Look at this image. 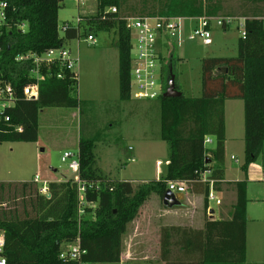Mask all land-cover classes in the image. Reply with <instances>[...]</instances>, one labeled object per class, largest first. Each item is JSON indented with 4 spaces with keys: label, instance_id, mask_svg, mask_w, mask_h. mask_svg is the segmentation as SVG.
<instances>
[{
    "label": "trees",
    "instance_id": "1",
    "mask_svg": "<svg viewBox=\"0 0 264 264\" xmlns=\"http://www.w3.org/2000/svg\"><path fill=\"white\" fill-rule=\"evenodd\" d=\"M6 24L0 36V80L10 81L16 90V103L0 117V144L5 141L35 142L39 136V115L45 108H77L81 101L72 92L77 74L53 65L39 84V98L26 99L23 88L35 83L31 60L18 61L24 53H43L81 37V23L64 34L59 31V11L63 0H7ZM225 0H166L159 15L198 18L217 17ZM246 36L238 38L235 56H208L202 60V94L197 97H165L174 60L171 56L164 76L161 106V137L170 145L165 177L143 182L135 189L130 180L104 175L97 161L94 138L79 141V176L86 184L87 205L79 213V185L74 178L50 181V195L41 192L34 180L0 182V229L4 233L6 264H81V262H120L122 237L127 224L152 192L164 198L170 181L185 182L188 191L205 195L209 183L225 178L226 118L228 99L244 100L245 163L260 155L264 143V0H242ZM117 0H99L97 12L88 17L99 30L117 27L119 86L122 99L131 98L130 68L132 38L126 22L118 14L107 13ZM156 15V14H153ZM26 23L27 28L20 25ZM165 70V68L163 69ZM46 69L43 70L46 73ZM177 85V83H176ZM178 88V87H177ZM9 116V120H6ZM22 130H19V128ZM207 137L214 148L205 144ZM215 163V165L213 164ZM237 200L229 219H207L202 229L165 226L161 234L163 264H244L247 254V181L236 182ZM22 197L19 206L17 200ZM95 204V207L89 205ZM79 241L86 250L80 260L62 258L63 248Z\"/></svg>",
    "mask_w": 264,
    "mask_h": 264
},
{
    "label": "rangeland",
    "instance_id": "2",
    "mask_svg": "<svg viewBox=\"0 0 264 264\" xmlns=\"http://www.w3.org/2000/svg\"><path fill=\"white\" fill-rule=\"evenodd\" d=\"M120 6L118 18L135 15L158 14L166 0H117ZM99 0H63L59 11V31L64 34V25L69 22L77 26L80 16L81 37L66 42L73 56L79 59L75 71L77 88L72 92L81 104L77 108L51 107L47 108L39 119L41 141L19 142L5 141L0 144V182L20 183L31 181L35 174L42 176L45 168H56L59 173L66 172L69 178L75 173L69 169V162L77 158L79 141L81 138L97 136L96 155L98 166L117 179H128L138 189L144 181L163 178L167 172V158L170 145L161 138V106L159 99L122 100L117 90L112 96L109 89L111 77L107 76L104 68L92 60L95 71L89 69L88 56H101L102 52L91 51L92 48L117 47V27L111 29H97L95 24L87 22L97 12ZM223 15H242L244 3L242 0H225ZM208 17V16H207ZM218 17V16H217ZM184 39L178 43L168 45L163 61L164 76L171 56L174 60V74L178 89L187 97H197L202 94V60L208 56H235L238 53L237 42L240 33L237 25L221 28L213 25L212 45H204L199 40H188L187 34L197 25L193 19H185ZM228 29L224 34V30ZM97 39L91 44L88 35ZM116 43V44H115ZM161 63V62H160ZM162 64V63H161ZM98 66V67H97ZM99 83L101 87H97ZM91 96L95 99H92ZM89 97V98H87ZM227 139L229 150L224 163L225 184L233 187V200L237 181L246 180L248 188V222H247V254L244 264H264V143L258 158L249 164L247 171L243 169L245 163V123L244 100L228 99L224 105ZM73 113H75L73 115ZM114 121V122H113ZM113 123V128H109ZM213 142L207 144L214 148ZM43 150V148H45ZM74 155L67 161L62 160L64 152ZM236 156V160L232 159ZM132 158H134L132 160ZM161 160V161H160ZM162 164V165H159ZM43 182L37 183L41 187ZM220 199L224 197L217 192ZM195 199L203 211L204 195H196ZM232 199V198H231ZM19 206L22 197L17 200ZM230 203V200H229ZM21 207V206H20ZM211 207L218 212L219 205L211 202ZM89 264H134L120 262H91ZM136 264V263H135ZM142 264H156L146 262Z\"/></svg>",
    "mask_w": 264,
    "mask_h": 264
},
{
    "label": "built area",
    "instance_id": "3",
    "mask_svg": "<svg viewBox=\"0 0 264 264\" xmlns=\"http://www.w3.org/2000/svg\"><path fill=\"white\" fill-rule=\"evenodd\" d=\"M79 3L81 0H77ZM8 1L0 0V36L3 33L4 26L6 24ZM107 13L117 14L119 9L116 5H111L106 8L104 17ZM249 17L243 15H223L218 17L202 16L198 18H186V17H171L165 15H135L125 17L126 27L131 32L132 38V52H131V68H130V93L133 98L142 99H158L164 91V64L163 61L166 58L165 51L168 45L175 43V36L178 37V43L184 39L185 26L183 21L185 19H193L197 21V25L187 34L188 40H199L204 45H212L213 39V25L218 24L221 28H229L233 24L237 25V29L240 36H246V21ZM82 22L81 17L77 19V24ZM21 29L27 28L26 23L20 25ZM70 27L69 23H66L63 27L64 32ZM88 40L91 44H96L97 39L94 35L89 34ZM16 60L33 62V68L31 70V76L35 77L34 84H28L23 88V95L26 99H38L39 98V84L44 80L47 73H50L53 65L60 67L57 72V77L62 78L64 76L63 70L67 69L76 74V67L78 59L73 56L72 51L65 45L57 48H51L43 53L28 52L19 55ZM162 64H161V63ZM47 70L46 73L43 70ZM16 90L10 81L0 80V117L5 116V111L10 107H13L16 103ZM6 120H9V116H6ZM19 130H22L20 127ZM212 142L211 137H207L205 144ZM74 154L71 152H64L62 156L63 161H67ZM232 159L236 160L235 156ZM69 169L75 173L74 180L79 185V213H84V208L88 204L86 200V184L81 181L79 176L80 160L79 153L77 158L70 161ZM211 170H206L203 173L202 181L209 183L208 202L216 201L217 204H221V199L217 195L216 180L208 179ZM36 183L43 182L41 192L50 195L48 190V183L41 181L39 176L34 178ZM169 189L175 193L183 194L188 192V186L185 182L170 181L168 183ZM95 207L94 203L89 204ZM208 207V212L210 210ZM4 249V233L0 229V264H6V258L3 255ZM86 253V250L81 248L79 241L66 245L62 252V258H71L80 260L82 255ZM81 264H88L81 262Z\"/></svg>",
    "mask_w": 264,
    "mask_h": 264
},
{
    "label": "crops",
    "instance_id": "4",
    "mask_svg": "<svg viewBox=\"0 0 264 264\" xmlns=\"http://www.w3.org/2000/svg\"><path fill=\"white\" fill-rule=\"evenodd\" d=\"M227 31L228 29H225L224 34H226ZM237 46H238V42H237ZM91 51L92 52L101 51L102 55L96 56L95 58L92 55L88 56L87 62L89 63V69H91V71L94 72L96 69L92 65L94 64L92 60L95 62L96 65H98L97 61H99L100 67L104 68L106 75L111 77V84H109V89L112 93V96L113 97L116 96L117 90L120 96L118 48L95 47L92 48ZM77 78H79L78 74H77ZM95 85L97 87H101L99 83H95ZM91 98L95 99L92 96ZM122 100H127V99H122ZM46 109L47 108L43 109L40 112V115L43 114ZM74 114L75 113H73V115ZM40 115H39V119L41 117ZM108 127L113 128V123H110ZM227 135H228V128L226 125V157L229 150V141L227 139ZM93 138L95 139V144H96L98 141L97 136ZM35 142H38L41 145H45V141L44 140L41 141L40 132H39L38 140ZM212 142L214 143L213 139ZM44 149H46V147L43 148V150ZM169 157L167 158V168L169 163ZM133 159L134 158H132V160ZM213 164L215 165V163ZM100 170L104 175L113 179H117L115 177H112L106 171H104L103 168H100ZM41 173L42 176L39 174H35L31 180H34L36 176H39L41 181H46L47 183H49L50 181H62L69 178L66 172L63 171V173H59L56 168H51V170L45 168ZM119 180H128V179L123 178ZM144 182H148V181H144ZM225 182L226 179L224 178L216 186L218 193L224 195V197L221 199V204H218L220 206L218 212L216 209H213L211 207V202H207L208 207L210 205L211 208L209 212L206 211V200L204 194H202L204 195V201H203L204 210L202 211L200 209L199 207L200 204L199 205L197 204V200L195 199V197L196 195H199L201 193H192L190 191L183 193L182 196H179L182 201L181 205L168 207L164 204L163 198H161V196L158 193L152 192L148 196V198L144 201V203L140 206L136 217L127 224L126 232L123 234L122 237V253H121L120 263L142 264L146 262L149 263L156 262V264H163L161 257V234H162V229L165 226H172V225L189 226L196 229H202L207 219L231 218L233 213V208L237 200V190L235 185L234 189H235L236 197L233 200V187L232 185L225 184Z\"/></svg>",
    "mask_w": 264,
    "mask_h": 264
},
{
    "label": "water",
    "instance_id": "5",
    "mask_svg": "<svg viewBox=\"0 0 264 264\" xmlns=\"http://www.w3.org/2000/svg\"><path fill=\"white\" fill-rule=\"evenodd\" d=\"M170 72H171V76L168 82V87L163 95L165 97H180L182 96L183 93L177 88L176 76L172 68L170 69ZM182 195L183 194H178L168 189L163 198V202L168 207L179 206L182 204L181 198L179 196H182Z\"/></svg>",
    "mask_w": 264,
    "mask_h": 264
}]
</instances>
